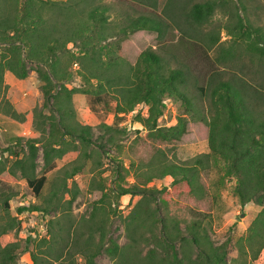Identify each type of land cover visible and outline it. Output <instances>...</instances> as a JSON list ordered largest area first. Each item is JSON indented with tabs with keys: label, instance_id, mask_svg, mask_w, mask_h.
<instances>
[{
	"label": "trees",
	"instance_id": "16d2710c",
	"mask_svg": "<svg viewBox=\"0 0 264 264\" xmlns=\"http://www.w3.org/2000/svg\"><path fill=\"white\" fill-rule=\"evenodd\" d=\"M147 1L153 8V0ZM213 6L212 0L193 2L183 12V17L190 24L201 25L211 15ZM161 11L166 17L164 10ZM103 12L104 8L93 5L92 0H0V84L3 70L23 78L27 73L25 60L32 62L36 64L34 70L40 81L41 107H46L51 100V111L56 112V115L51 112L44 115L42 120L32 122L39 133L38 137L21 140L13 136L12 141L18 144L15 146L17 149H6L7 155L13 159L7 171L10 174L18 172L34 195L40 192L45 181L44 172L53 166L54 157L74 151L80 160L87 156L90 129L88 125L72 119L73 94L86 96L92 112H97L98 108L104 113H111L114 118H118V113L134 110V120L153 139L178 140L186 132L188 120L184 114L187 101L180 91L185 79L183 70L166 68L163 59L149 47L138 54L132 65L117 53L119 42L136 31H153L160 39L167 27L163 18L138 14L118 29V36L113 42H107L112 35L107 31ZM54 15L65 20L61 40L53 35L58 23L47 26L51 19L56 20ZM234 16L236 19L227 26L226 31L245 43L248 51L264 55V43H261L264 42V33L246 25L238 13ZM216 39L217 35H208L209 43ZM67 43L75 44L76 50L68 53L65 48ZM61 51L66 52L63 67L59 65ZM72 65H77L75 73L84 84H88L87 88L66 87L65 82L70 77L67 67ZM210 94L209 117L192 120L206 126L207 142L213 154L217 153L229 161V172L236 176L234 191L242 206L258 192L264 196V118L255 119L238 88L230 83L218 82ZM169 98L183 104L184 114L176 116L173 124L160 127L157 120L165 108V99ZM136 105H142V110L136 109ZM0 113L19 123H24V119L32 115L28 111L25 114L17 111L2 97ZM57 128L60 129L59 136L56 134ZM65 135L75 137L77 142L62 145ZM22 144H25L26 154L19 147ZM38 145L41 146L43 173L35 175L34 159ZM128 148L129 153L138 160L142 159V154L155 151L147 147L138 135L133 137ZM203 158L202 155L194 157L187 167L173 162L164 165L160 176H170L168 188L163 186L156 190L147 186L155 177L153 174H147L144 181L131 187L112 188L117 189V196L129 194L130 201H134L121 216L127 239L121 245L111 238H104L109 210L96 204L104 201L107 193L101 182L95 185L94 189H99L101 194L94 201L88 216L81 217L74 224L68 223L67 235L71 232L73 235L71 246L84 256L83 264H95L93 259L101 250L112 264H253L264 249V204L249 221L244 233L236 239V257L226 262L225 250L221 244L212 243L202 225L203 211L209 206L197 173V170L200 174L201 170L206 169L207 159ZM5 161L0 160V173L6 169ZM150 164L151 160L143 163L146 168ZM81 169L82 164L75 163L69 170H63L64 177L51 191L55 205L61 206V210L69 209L78 192L75 183L72 182L70 186L66 184V178ZM154 193L164 196L159 199L160 206L151 204ZM63 194H66V199H63ZM173 194L179 197L182 212L178 216L160 213V208L164 206L166 210L167 205L172 203L170 197ZM8 199L6 197L2 201L5 209L8 208ZM23 211L46 213L47 206L23 204L16 207V213ZM15 222L18 228L19 221ZM181 223L183 229L179 226ZM11 227V223L1 225L0 234ZM81 235L82 239L78 240ZM141 245L147 248L142 251ZM13 248V245L0 246V264L13 263ZM33 264H38L35 259Z\"/></svg>",
	"mask_w": 264,
	"mask_h": 264
},
{
	"label": "rangeland",
	"instance_id": "374dc122",
	"mask_svg": "<svg viewBox=\"0 0 264 264\" xmlns=\"http://www.w3.org/2000/svg\"><path fill=\"white\" fill-rule=\"evenodd\" d=\"M203 1L206 0H153L154 6L151 8L147 0H92L93 5L104 8L107 31L112 35L107 42H113L118 36V29L138 14L163 18L167 27L160 39L153 31H136L119 42L117 53L127 64L132 65L138 54L149 47L163 59L166 68L183 70L185 79L180 91L187 101V111L183 113V104L179 100L165 99V108L157 124L166 127L174 123L176 116L184 114L188 120L186 132L178 140L153 139L134 120V110L118 113V118H114L111 113H104L98 108L97 112H92L88 108L86 96L73 94L72 119L88 125L90 129L87 156L80 160L74 151L65 153L62 157H54L53 166L44 172L45 181L38 195L33 194L18 172L10 174L7 171L13 159L7 155L6 149H17L15 146L18 144L15 145L12 141L13 136L21 140L38 137L39 133L33 128L32 122L42 120L46 114L56 115V112L51 111V100L46 107H41L43 99L40 81L34 70L36 64L25 60L27 73L23 78L15 77L6 69L2 71L0 98L10 102L12 108L17 111L23 114L28 111L32 114L28 119H24V123H19L0 113V160H6V169L0 173V226L12 224L11 228L0 234V246H14L11 251L14 259L10 264H33V259L38 264H83L84 256L75 252V248L71 246L73 235L72 232L67 235L68 223L74 224L81 217L88 216L94 201L101 194L94 186L101 183L107 196L96 205L109 210L104 226V238H111L119 245L126 243L121 216L134 201H130L129 194L117 196V189L112 188L131 187L144 181L147 174L155 176L147 186L156 190L163 186L168 188L171 178L168 175L160 176L162 167L170 162L187 167L194 157L201 155L207 159V166L200 174L199 170L197 173L209 201V206L203 211L205 215L202 217V225L212 243L221 244L225 250L226 262L229 263L236 257V239L244 233L249 221L264 204V196L258 192L251 201L239 205L234 191L236 176L229 172V161L217 153L213 154L207 142L206 126L192 119L209 117L210 92L218 82L230 83L238 88L255 119L264 118V55L248 51L245 43L226 31L227 26L236 19L234 14L238 13L246 25L257 28L261 34L264 33V0H212L213 11L206 22L201 25L186 22L183 12L191 3ZM161 10H164L166 17L162 15ZM53 18L56 20L51 19L47 26L58 23L53 35L61 40L65 20L56 18L55 15ZM210 34L217 35L213 43H209ZM74 46L75 44L67 43L66 51H75ZM65 53H59V56L62 55L59 63L61 67L65 64ZM76 68L77 65L67 67L70 77L65 82L66 87L87 88L88 84H84L75 73ZM135 108L142 110V105H136ZM56 134L60 135L59 128ZM135 135L142 138L147 147L154 148L151 156V152L142 154V159L138 160L129 153L128 147ZM62 138L64 146L68 142H77L75 137L65 135ZM24 145L19 147L26 154ZM34 160L35 175H40L43 173L40 145L37 146ZM149 160L151 164L146 168L143 163ZM75 163H81L82 169L66 178V184L70 186L72 182L75 183L78 192L69 209L61 210V206L55 205L51 191L55 190L64 177L63 170H69ZM92 180L94 182L91 183ZM6 197L9 198L7 209L2 204ZM66 198V194H63V199ZM153 198L151 204L160 206L159 199L164 196L154 193ZM170 200L172 203L167 205V209L163 206L159 212L178 216L183 210L179 206L181 201L175 194ZM23 204L47 206V212L16 213V207ZM17 220L18 228L15 222ZM179 226L183 229L182 223ZM82 237L81 235L78 240ZM140 247L142 251L147 248L146 245ZM93 260L95 264H112L102 250Z\"/></svg>",
	"mask_w": 264,
	"mask_h": 264
},
{
	"label": "crops",
	"instance_id": "0c3cea01",
	"mask_svg": "<svg viewBox=\"0 0 264 264\" xmlns=\"http://www.w3.org/2000/svg\"><path fill=\"white\" fill-rule=\"evenodd\" d=\"M233 256H231L232 258ZM253 264H264V249L261 250L257 259L253 262Z\"/></svg>",
	"mask_w": 264,
	"mask_h": 264
}]
</instances>
